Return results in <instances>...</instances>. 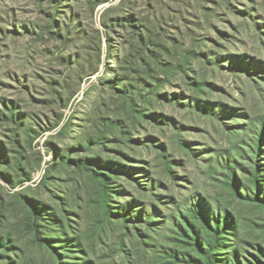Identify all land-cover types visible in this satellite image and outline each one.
<instances>
[{"label":"rangeland","instance_id":"1","mask_svg":"<svg viewBox=\"0 0 264 264\" xmlns=\"http://www.w3.org/2000/svg\"><path fill=\"white\" fill-rule=\"evenodd\" d=\"M94 1L0 0V264H194L176 234L192 197L237 220L217 264L235 248L264 264V0ZM108 9L130 18L109 35ZM225 160L253 200L231 191ZM127 201L164 224L113 215Z\"/></svg>","mask_w":264,"mask_h":264},{"label":"trees","instance_id":"2","mask_svg":"<svg viewBox=\"0 0 264 264\" xmlns=\"http://www.w3.org/2000/svg\"><path fill=\"white\" fill-rule=\"evenodd\" d=\"M107 2H109V0H95L93 3V8L96 9L98 6ZM126 2L127 0H122L123 4H125ZM111 11L113 10H106L102 16V25L106 29L107 35L110 34V31L114 26H124V24H121L122 22L127 23V21H130V18L128 17H116L107 19V16ZM56 15L57 14L52 15L51 21L54 25L59 26ZM136 26L137 25L134 24L132 25L133 28H136ZM140 31L142 32V30ZM148 42L149 41L145 37H143L142 33H140L139 52L143 51V53L139 57V60L140 63L144 65H148L147 60L145 58L146 52L148 51L150 45V43L149 45L147 44ZM145 75V78H142L143 80L141 78L140 80L138 78V80L145 84L151 83L153 81L155 83V89L157 88V91L155 93L158 95V97H161V95L158 93V90L164 85V83L157 80L155 76H151L152 74H150L148 71L145 72ZM256 136L258 137V140L256 142L257 152L264 151L262 149L264 144V122L260 123V126L256 131ZM65 163L75 165L79 169L93 173L95 177H98L103 181L106 193L109 191V179L104 174H99L98 172H96L87 163H76L71 160H68ZM221 165L223 166L228 175V186L230 187L231 191H233V193H235L237 196L241 197L244 200H253L248 194L243 195L241 193L242 186L236 175L238 163L235 160H225ZM252 177L254 180V187L256 191H261V181L263 179V176L261 175V170L259 167L256 168ZM256 200L264 206V199L262 197H258L256 198ZM189 201L190 203L188 204V206H186L184 210H179L178 212L180 220H178L177 223L175 222L177 228L176 231H178L176 232V234L182 238L190 240V242L187 243L197 248V250L201 254L202 259L188 255L189 260H187V262L194 264H217L219 260L218 256L222 254L221 252L225 250L227 245V238H225L224 235L230 234L231 231L235 229L237 220L234 219V217L227 211H225V213L222 215L219 209H217V214L214 215L213 211H211L203 201L199 200V198L192 197V200ZM135 204V201H127L124 205L119 206L117 208L116 213L113 215H115L119 219L131 221L132 223L146 224L151 227V230L157 232V230H155V227L164 224V221H156L153 219V216L155 215L154 210L152 213H150L147 210H144L143 208H138L139 206H134ZM202 227L205 228L208 235L207 237H204V235L202 234ZM172 239L174 240L178 238ZM8 244V240H5L4 238L0 237V248L7 247ZM161 250L162 251L160 252L165 253L168 258L176 261H182L176 250L167 247H161ZM259 252L264 256V251L262 249H259ZM225 255H230V258L225 261V264H242V262L240 261L241 255L238 249L235 248L233 252L226 253ZM77 264H94V262L83 261ZM256 264H262V262L256 261Z\"/></svg>","mask_w":264,"mask_h":264}]
</instances>
